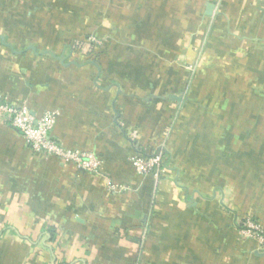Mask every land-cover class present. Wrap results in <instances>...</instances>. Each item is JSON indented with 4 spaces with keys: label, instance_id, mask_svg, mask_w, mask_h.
Listing matches in <instances>:
<instances>
[{
    "label": "crops",
    "instance_id": "obj_1",
    "mask_svg": "<svg viewBox=\"0 0 264 264\" xmlns=\"http://www.w3.org/2000/svg\"><path fill=\"white\" fill-rule=\"evenodd\" d=\"M62 9L58 16L74 20L56 28L78 42L92 28L106 39L101 56L83 61L61 44L18 51L0 34L8 45L0 41V98L37 118L57 111L53 138L94 153L103 174L35 153L0 122V264H264L238 235L236 182L197 183L209 164L192 165L194 148L179 155L205 127L185 120L194 104L208 115L217 97L254 115L251 127L264 119V0H0V17L14 21L22 10L34 19ZM213 149L204 163L223 158ZM155 152L166 174L138 175L131 157Z\"/></svg>",
    "mask_w": 264,
    "mask_h": 264
},
{
    "label": "rangeland",
    "instance_id": "obj_2",
    "mask_svg": "<svg viewBox=\"0 0 264 264\" xmlns=\"http://www.w3.org/2000/svg\"><path fill=\"white\" fill-rule=\"evenodd\" d=\"M7 3L8 2L4 1L1 5L5 8ZM64 9L53 10L52 13L57 14V16H45L34 19L27 17L22 13L26 10H22V12H20L21 17L17 19L18 21H14L11 16H2L0 17V34L8 37L7 42L17 46L18 51L26 50L25 46L28 44L35 46L44 43L52 47L61 44L62 46H68L70 48L74 47V45L78 43V41H75V35L70 34L68 31L66 33H61L64 28H56L64 21L74 20L72 16H65V18L58 16V13L64 12ZM48 22L51 25H48ZM81 35L83 36L80 42L86 43L92 38L96 39L102 43V51H104L106 44L105 37L98 35L92 28H83ZM82 60L84 61V59ZM0 100L15 104L9 98H0ZM246 100L245 98L242 101L243 108L247 107L246 104L249 103ZM227 105L228 104L224 103V100L220 103L219 98L215 97L209 102L208 109L210 111L207 113L208 115H204V112H201V108H198V105L194 104L190 108L189 112L186 114L185 120L190 123V126L191 124H200L202 127H205L197 132L195 131L196 136H194V143L191 145L188 141L183 143V149L179 155L183 159V156L184 158L187 157L191 148H194L196 149V157L199 159H195L194 161L191 160L192 165L195 167L198 165L197 167L203 170L202 168H205L203 164H209V173L207 174L204 170L200 171L198 177L195 178V182L197 183L209 180L210 184L220 182L222 184L234 185L236 182L239 188L238 196L242 198V208L240 211L242 219L237 227L238 235L242 241L254 242L257 245L258 251L264 253V241L245 238L241 236L239 229V226L244 220L248 221L250 218H257L254 216L255 212H259L262 218L259 217L260 219L258 222L264 226V127H262L264 119L259 116V126L251 127L254 121L257 122L254 115L252 118L250 112H242L241 114L236 113L234 112L235 109L229 108ZM21 106L28 107L25 104ZM223 108H226L225 111L222 110ZM240 110L243 109L240 108ZM204 121L206 123H204ZM2 123L7 124L5 122ZM235 124H237L236 127ZM215 139L222 140V142L224 141L225 143L213 146L210 141ZM240 139L243 140V143L240 145L229 144V142ZM201 141L204 142L202 143ZM256 141L258 144H256ZM213 148L219 149L218 151L222 154L223 158H221L220 161L209 160L204 163L200 158L204 156L207 158L208 155V157L214 155L215 152ZM234 154L241 160L237 162L232 160ZM183 160H181L182 162L179 161L181 164L186 165L188 162ZM218 169L222 171V175L220 176H218ZM235 172L242 175L235 178L233 177Z\"/></svg>",
    "mask_w": 264,
    "mask_h": 264
},
{
    "label": "built area",
    "instance_id": "obj_3",
    "mask_svg": "<svg viewBox=\"0 0 264 264\" xmlns=\"http://www.w3.org/2000/svg\"><path fill=\"white\" fill-rule=\"evenodd\" d=\"M86 43L98 49H102L103 46L93 38ZM72 49L74 50V47ZM58 116L57 112H47L37 118L26 106L0 100V121L20 131L21 136L35 153L53 158L66 166L75 167L81 173L102 176L103 162L94 153L65 148L53 138L52 132ZM136 136L137 133H134L131 138L134 140ZM130 163L135 172L143 177L161 179L167 172L165 157L160 152L135 154L131 157ZM107 182L114 192L124 190L109 179ZM242 223L241 236L264 241V226L258 221L250 218Z\"/></svg>",
    "mask_w": 264,
    "mask_h": 264
},
{
    "label": "trees",
    "instance_id": "obj_4",
    "mask_svg": "<svg viewBox=\"0 0 264 264\" xmlns=\"http://www.w3.org/2000/svg\"><path fill=\"white\" fill-rule=\"evenodd\" d=\"M102 52H103L102 49L92 47L85 42H78L74 45L73 54H74V56H76V57L78 56L79 58H82L88 62V61H92V60H97V58H99L101 56ZM253 219L256 221H259L258 218H253ZM240 228H242L241 225H240L239 229Z\"/></svg>",
    "mask_w": 264,
    "mask_h": 264
},
{
    "label": "water",
    "instance_id": "obj_5",
    "mask_svg": "<svg viewBox=\"0 0 264 264\" xmlns=\"http://www.w3.org/2000/svg\"><path fill=\"white\" fill-rule=\"evenodd\" d=\"M0 41L3 43L4 46H8V45L5 43V40H4L3 37H0ZM50 54L53 55L57 60H60V61L63 60L62 58H59V57L55 56V55L52 54V53H50ZM14 129H15V128H14ZM15 130H16L19 134H21L20 131H18L17 129H15Z\"/></svg>",
    "mask_w": 264,
    "mask_h": 264
}]
</instances>
